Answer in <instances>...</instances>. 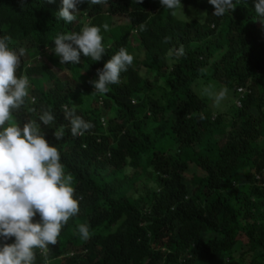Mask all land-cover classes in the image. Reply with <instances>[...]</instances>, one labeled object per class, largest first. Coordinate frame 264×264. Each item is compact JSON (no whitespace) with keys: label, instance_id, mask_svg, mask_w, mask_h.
<instances>
[{"label":"trees","instance_id":"1","mask_svg":"<svg viewBox=\"0 0 264 264\" xmlns=\"http://www.w3.org/2000/svg\"><path fill=\"white\" fill-rule=\"evenodd\" d=\"M181 2L206 13L207 31L160 0L83 3L70 24L56 19L61 0H0V36L25 48L19 74L30 83L12 122L39 123L52 112L42 131L82 198L47 255L35 250V264H264V23L248 0L222 17L208 0ZM85 24L109 25L106 54L60 64L46 47ZM181 46L184 56H169ZM120 47L132 65L107 93L93 94L91 81ZM199 80L235 93L233 116L209 110L194 89ZM73 104L93 125L83 136L64 118L63 106Z\"/></svg>","mask_w":264,"mask_h":264},{"label":"clouds","instance_id":"2","mask_svg":"<svg viewBox=\"0 0 264 264\" xmlns=\"http://www.w3.org/2000/svg\"><path fill=\"white\" fill-rule=\"evenodd\" d=\"M49 3L54 0H48ZM222 17L235 8L237 0H208ZM99 4L101 0H61L56 19L67 24L77 20L78 5ZM142 4L143 0H137ZM160 4L173 15L182 5L181 0H160ZM254 8L260 23H264V0H254ZM144 30V24H140ZM103 31L108 24H85L80 31L58 34L47 50L59 58L62 65H78L81 56L98 62L106 54ZM25 48L14 49L10 38L0 36V264H35L36 249L47 255L48 246L55 245L61 229L71 217L78 214L80 200L72 186L73 177L65 173L56 144L46 139L42 127L54 121L51 111L44 110L35 120L22 125L12 122V115L25 105L29 95V79L19 74ZM185 55L181 46L171 49L169 56L179 59ZM134 60L125 47L111 56L98 70L97 79L91 81L94 93H107L110 85L119 83L121 73L127 72ZM222 88L215 96L219 103L227 95ZM240 102H237L238 106ZM102 104V103H101ZM75 106L64 105V118L69 121L73 136H83L92 124L76 114ZM64 127L54 131L57 141L62 139ZM39 216V220L34 218ZM84 239L89 237V226L79 225ZM13 243H7L11 238Z\"/></svg>","mask_w":264,"mask_h":264},{"label":"rangeland","instance_id":"3","mask_svg":"<svg viewBox=\"0 0 264 264\" xmlns=\"http://www.w3.org/2000/svg\"><path fill=\"white\" fill-rule=\"evenodd\" d=\"M249 4H254V0H248ZM177 16L180 20L185 21L187 23H199L201 24L207 31L209 29L208 26H206L205 19H206V13L204 11H195L191 10L185 7V5H181L180 9L177 12ZM203 29V28H202ZM134 45L137 46V41H133ZM140 56L143 57V53H140ZM143 76H146V72H142ZM160 85L162 87H165L166 85V80L163 79L160 82ZM222 86L217 85L213 81L208 82L207 80H199L197 83L194 84V89L195 91L204 99L207 100L208 103V108L209 110L214 114H224L227 116V119H229L231 116H233L234 111L236 110L235 102L236 99H234V95L231 90L228 89L226 97L217 103L215 101V96L216 94L222 89ZM237 103V102H236ZM89 105L91 106L92 109H95L96 104L95 102H92V100L89 102ZM238 107V106H237ZM239 108V107H238ZM230 116V117H229ZM193 172V171H192ZM132 175V172H131ZM246 250V249H245ZM244 250V251H245ZM243 251V248H237V253ZM225 260H227L225 258ZM221 258L218 260L216 264H225L222 262Z\"/></svg>","mask_w":264,"mask_h":264},{"label":"built area","instance_id":"4","mask_svg":"<svg viewBox=\"0 0 264 264\" xmlns=\"http://www.w3.org/2000/svg\"><path fill=\"white\" fill-rule=\"evenodd\" d=\"M239 92H241V93H242V92H244V90H243V89H240V90H239ZM239 105H240V103H239Z\"/></svg>","mask_w":264,"mask_h":264}]
</instances>
